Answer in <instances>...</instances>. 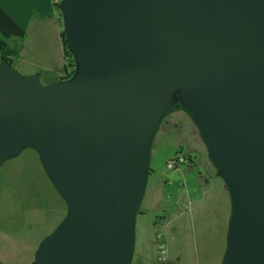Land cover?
Instances as JSON below:
<instances>
[{
	"label": "water",
	"instance_id": "obj_1",
	"mask_svg": "<svg viewBox=\"0 0 264 264\" xmlns=\"http://www.w3.org/2000/svg\"><path fill=\"white\" fill-rule=\"evenodd\" d=\"M75 70L0 60V166L37 151L67 205L31 264H130L162 118L192 117L231 202L222 264H264V0H60Z\"/></svg>",
	"mask_w": 264,
	"mask_h": 264
},
{
	"label": "rangeland",
	"instance_id": "obj_2",
	"mask_svg": "<svg viewBox=\"0 0 264 264\" xmlns=\"http://www.w3.org/2000/svg\"><path fill=\"white\" fill-rule=\"evenodd\" d=\"M58 23L63 30L61 18ZM68 60L71 58L68 57ZM181 123L186 128L183 129L182 126L177 133H162L158 129L154 135L150 150V167L155 174L147 180L143 196L144 209L136 218V252L143 247L142 243L146 237L153 233V217L163 206L173 201V194L164 186V181L169 180L177 185L184 182V177L180 174L183 165L176 169L166 167V162L174 159L177 144L184 141L202 151L206 149L201 136H198L197 141L196 137L186 132V121ZM194 129L197 132L196 126ZM179 154L185 155V151H180ZM198 161L201 164L203 160ZM178 168L180 169L177 171ZM191 176L188 177L189 182ZM198 209L196 206L194 211ZM66 212L67 205L46 175L37 151L27 147L18 155L5 160L0 166V264H31L40 240L58 225ZM193 214H188L179 223H174L166 229L169 235L166 237L164 258L169 257V260H172L179 252L181 258L178 264H196L197 260L202 258L208 259L211 264H218L225 246L221 212L210 220L206 219V216L194 219ZM153 240L156 249L160 244L165 246L158 232L153 234ZM143 250L148 251L146 264H151V251L146 247H143ZM158 258L156 254L153 261L162 264L164 259ZM134 263L132 257L130 264Z\"/></svg>",
	"mask_w": 264,
	"mask_h": 264
},
{
	"label": "crops",
	"instance_id": "obj_3",
	"mask_svg": "<svg viewBox=\"0 0 264 264\" xmlns=\"http://www.w3.org/2000/svg\"><path fill=\"white\" fill-rule=\"evenodd\" d=\"M13 47L18 48L19 51L18 57L13 59V66L20 73H39L41 81L44 79L42 83L59 80L66 74L61 27L55 15L52 14L51 0H0V51ZM164 118L163 123L158 128L162 133H177L182 126L183 129L186 128L181 123L186 121L188 125L186 132L196 137L197 141L199 140L200 132L198 128L197 132L195 131L196 125L185 109H171ZM177 149L179 152L184 150L191 159L189 163L182 164V169H177V171L180 169L184 182L177 185L169 180L164 181V186L173 194V201L169 205L161 206V211L153 217V233L146 237L147 239L142 243V246L146 247L147 250L149 248L153 255L150 259L151 264H156L153 261L157 254L153 240L154 233L158 232L166 249V237L169 235L166 229L169 226L179 223L188 214L191 216L192 212L195 214L192 215L194 219H201L206 216V219L209 220L221 212L225 246L218 264H222L231 216V202L226 186L223 180L216 175V169L208 157L207 149L204 148L202 151L184 141L177 144L175 151ZM199 159L203 160L201 164H199ZM154 174V171L149 173L147 180ZM189 175H192L191 182L188 181ZM143 202L142 199L137 215L142 214ZM196 206L199 209L194 211ZM143 247L138 252L134 250V264L148 263V251L144 252ZM180 258L178 252L172 260H169V257L163 258L162 264H178ZM196 264L211 263L208 259L202 258L197 260Z\"/></svg>",
	"mask_w": 264,
	"mask_h": 264
},
{
	"label": "trees",
	"instance_id": "obj_4",
	"mask_svg": "<svg viewBox=\"0 0 264 264\" xmlns=\"http://www.w3.org/2000/svg\"><path fill=\"white\" fill-rule=\"evenodd\" d=\"M59 2H60V0H58L56 3H53V5H52V14L55 15L57 21H60V18H61L60 10L58 8ZM61 42H62V45L64 46V56H65V60H66V65H65L66 74L61 79H67L73 74L75 64H74L73 56L71 55V53L68 51V49L66 47V40H65L63 30H61ZM18 55H19L18 48H16V47L7 48L5 50L0 51V60H7L10 64L13 65V59L17 58ZM68 57H70L71 60H68ZM174 108L184 109V107L180 104H178L177 106H174L172 109H174ZM178 153H179V149L176 150L175 156ZM189 160L191 161V159H189ZM149 172L151 174L153 172V170L150 168Z\"/></svg>",
	"mask_w": 264,
	"mask_h": 264
},
{
	"label": "built area",
	"instance_id": "obj_5",
	"mask_svg": "<svg viewBox=\"0 0 264 264\" xmlns=\"http://www.w3.org/2000/svg\"><path fill=\"white\" fill-rule=\"evenodd\" d=\"M58 0H51V6L53 3H56ZM190 156H187L186 154L180 155L179 153L174 156V159L168 160L166 162V167L168 169H176L179 165L186 164L190 162ZM157 254H158V259L162 260L164 258L165 254V246L163 244L158 245L157 248Z\"/></svg>",
	"mask_w": 264,
	"mask_h": 264
}]
</instances>
